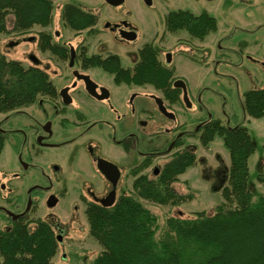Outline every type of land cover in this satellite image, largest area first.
<instances>
[{"label": "flooded vegetation", "instance_id": "af4514ba", "mask_svg": "<svg viewBox=\"0 0 264 264\" xmlns=\"http://www.w3.org/2000/svg\"><path fill=\"white\" fill-rule=\"evenodd\" d=\"M125 1L108 3L117 10L108 16L66 2L93 16V23L80 29L66 26L64 3L59 14L63 33L51 30L54 10L51 24L30 29L36 31L27 38L32 44L28 64L17 60L44 71L53 93L0 111V234L15 225L32 229L42 219L51 224L60 245L80 213L88 223L86 212L92 205L132 195L136 179L156 180L172 157L196 148V141L206 148L201 141L204 130L246 126L241 122L250 117L244 96L230 108L223 96V118L204 107L201 114L192 111L193 98L200 101L203 91L190 94L189 79L178 72L176 62H197L205 54L207 67L216 71L226 65L234 55L225 49L229 41L246 43L254 30H264V0H200L201 8L195 11L160 3L166 0H142L133 10L119 11ZM178 10L211 14L217 29L194 36L175 28L168 15ZM224 30H229L225 36ZM247 59L264 66L253 54ZM149 61L167 69L165 83L159 77L150 79ZM161 119L171 121L172 127ZM221 163L214 170V188L226 181ZM58 206L70 212L65 224L54 212Z\"/></svg>", "mask_w": 264, "mask_h": 264}, {"label": "trees", "instance_id": "16d2710c", "mask_svg": "<svg viewBox=\"0 0 264 264\" xmlns=\"http://www.w3.org/2000/svg\"><path fill=\"white\" fill-rule=\"evenodd\" d=\"M74 6H63L66 26L80 29L93 23V16ZM53 10L54 0H0V35H23L35 25L47 26L52 23ZM168 20L194 36L217 29L216 18L206 12L173 11ZM147 73L153 81L156 77L164 83L168 80L167 69L152 61ZM52 93V83L44 71L7 58L0 48V111ZM243 106L250 117H264V87L247 90ZM202 134L203 145L207 147L220 137L229 153V165L222 172L226 181L216 188L223 201L215 212H196L194 218L170 216L164 231L156 236L158 217L141 199L162 205L193 199L191 192L182 193L174 187L179 175L198 160L196 148H185L165 164L156 180L136 179L132 195L121 196L112 206L94 204L88 208L89 233L103 246L90 264H264V194L257 190L249 169V159L258 149L254 136L244 125L231 129L217 125ZM261 161L256 180L264 184ZM58 246L54 230L45 220H36L32 229L15 225L0 234V264H61L54 261Z\"/></svg>", "mask_w": 264, "mask_h": 264}, {"label": "rangeland", "instance_id": "374dc122", "mask_svg": "<svg viewBox=\"0 0 264 264\" xmlns=\"http://www.w3.org/2000/svg\"><path fill=\"white\" fill-rule=\"evenodd\" d=\"M66 2L78 3L83 7L85 5L86 8L97 10L103 16H108L117 11L104 0H54V20L56 22L51 27L53 32L55 30L64 32L59 20V14L61 6ZM141 3L142 0H126L123 7L119 8V11L122 9L123 11L133 10ZM160 3L189 8L194 11L201 8L200 0L199 2L194 0L191 2L181 1L179 3L177 0H166ZM257 16L260 17L259 15ZM255 17L256 15L252 17V20ZM229 25L232 26L233 22ZM232 28L234 29L233 26ZM35 29H40V27L36 26ZM219 30H221L220 27ZM35 31L33 29L23 35L16 33L1 34L0 48L4 51L7 58L20 59L25 64H28L27 54L31 52L32 44L27 38L33 36ZM228 32L229 30H224L222 33L225 36ZM70 34L67 33V35ZM251 35V38L246 43L232 44L229 41L225 49L228 48L227 52L234 50V55L228 56V60H226L227 64H220L216 71L214 67L211 69L207 65H204V60L208 59L205 54H203L204 56H198L197 62L187 59L177 60L178 72L184 74L189 79L190 94L196 95L203 91L200 101L197 98H193L194 108L192 111L201 114L202 112L199 109L204 107L214 111L216 116L223 118L224 109H226L223 96L226 97L228 102L227 107L230 108L232 105H239L247 90L264 87V66L257 65L256 62L247 59L250 53L256 59L264 61V30H254V33ZM16 40H22V43L19 45L11 44L12 41ZM118 46L122 47L119 44ZM124 58L126 62H129V57L126 58L124 56ZM161 122L164 126L168 125L172 127L171 121L161 119ZM241 122L252 131L251 133L258 145L257 151L249 159V169L251 179L256 184L257 190L264 194V184L256 180V173L261 169V166L256 169L257 164L262 160L261 164L263 163L262 165H264V151H262L264 146V117H248V120ZM195 147L197 151V163L181 174L178 182L174 184V187L179 192L187 194L191 192L194 194L193 199L186 200L179 205H162L148 200H141L158 217L159 226L156 232L158 238L164 231L165 221L168 217L194 218L195 213L200 211L212 214L215 212L217 205L223 201L221 192L213 187L212 181L214 170L219 167L221 161H223L221 164L224 166L229 165L228 150L223 145L220 137H216L209 147L205 148L197 141ZM262 156L263 158L261 159ZM54 212L63 224H65L64 222H68L70 212L67 209L58 206ZM48 219L51 220L50 218ZM102 251L103 246L90 235L88 223H86L82 213H80L79 218L73 221L72 226L69 227L67 234H65L63 243L58 246V252L54 257V261L61 264H90ZM64 255L66 258L63 257Z\"/></svg>", "mask_w": 264, "mask_h": 264}, {"label": "water", "instance_id": "95a60500", "mask_svg": "<svg viewBox=\"0 0 264 264\" xmlns=\"http://www.w3.org/2000/svg\"><path fill=\"white\" fill-rule=\"evenodd\" d=\"M108 3L110 4H121L122 2H124V0H107ZM113 197V196H111ZM115 200H101L102 204L104 206H111L114 203Z\"/></svg>", "mask_w": 264, "mask_h": 264}]
</instances>
